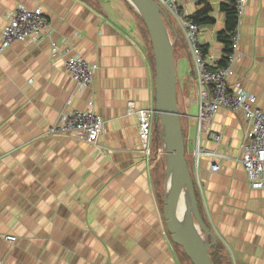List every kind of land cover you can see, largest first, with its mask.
<instances>
[{
	"label": "crops",
	"instance_id": "crops-1",
	"mask_svg": "<svg viewBox=\"0 0 264 264\" xmlns=\"http://www.w3.org/2000/svg\"><path fill=\"white\" fill-rule=\"evenodd\" d=\"M178 1L188 15L197 9L198 0ZM208 1L215 20L200 29V41L218 68L222 0ZM18 5L41 7L50 34L0 50V264H188L166 228L165 187L160 196L152 177L156 160L141 151L135 112L154 108L155 65L138 12L127 0H0V31ZM166 16L203 216L231 264H264V186L252 188L239 161L249 143L246 123L240 112L219 108L200 132L209 154L196 166L199 85L183 32ZM237 28L228 87L255 95L264 111V0H245ZM69 54L96 65L91 84L79 87L65 72ZM90 99L105 122L96 144L46 132L60 113ZM214 161L217 172L209 170ZM9 234L16 239L6 240Z\"/></svg>",
	"mask_w": 264,
	"mask_h": 264
},
{
	"label": "built area",
	"instance_id": "built-area-1",
	"mask_svg": "<svg viewBox=\"0 0 264 264\" xmlns=\"http://www.w3.org/2000/svg\"><path fill=\"white\" fill-rule=\"evenodd\" d=\"M162 8L167 10L177 27L183 32L196 79L198 89V110L196 114L197 137L193 150L196 166L202 154H209L200 147L199 135L208 128L214 114L219 108H227L240 112L247 126L249 143L243 146L240 163L242 164L248 182L252 188L264 186V111L260 109L255 95L240 89H229L228 80L234 72V66L238 57L239 33L236 27L232 37L230 53L225 64L214 68L207 59L203 44L200 41L199 26L186 14L178 0H157ZM245 0H235V8L238 21L244 12ZM165 7V8H164ZM238 26V24H237ZM50 34L47 16L41 7L26 8L16 6L8 15L6 25L0 31V50L8 47L16 41H37ZM54 51L57 46L52 42ZM69 47H64V53L69 52ZM63 69L75 81L77 86H87L92 83L96 71V65L80 54H69L63 61ZM203 86H207V89ZM131 107L128 110L131 111ZM138 133L141 141V151L147 157L150 156V137L152 122L155 117L154 108L137 110ZM105 122L96 112L92 99L86 102V107L71 108L60 113L57 120L49 124L47 133L64 134L87 144H96L104 132ZM211 136L219 141L220 135L211 133ZM163 146L157 153V158L164 155ZM212 155L214 153L210 152ZM220 165L217 161L210 164L209 170L217 172ZM6 240L14 241V235H6Z\"/></svg>",
	"mask_w": 264,
	"mask_h": 264
},
{
	"label": "water",
	"instance_id": "water-1",
	"mask_svg": "<svg viewBox=\"0 0 264 264\" xmlns=\"http://www.w3.org/2000/svg\"><path fill=\"white\" fill-rule=\"evenodd\" d=\"M143 18L150 42L155 65V119L162 123V146L167 166L165 169V196L163 218L171 240L179 245L192 264H211L208 248L215 241L213 231L205 224L199 211L193 179L185 157L186 147L182 132L180 112L176 96V69L171 40L165 21L168 18L157 0H127ZM167 34L170 44L165 39ZM175 165L176 175L168 187L169 169ZM184 188L193 204L192 219L198 231L182 225L177 216L178 204ZM212 237L211 243L204 241Z\"/></svg>",
	"mask_w": 264,
	"mask_h": 264
},
{
	"label": "trees",
	"instance_id": "trees-1",
	"mask_svg": "<svg viewBox=\"0 0 264 264\" xmlns=\"http://www.w3.org/2000/svg\"><path fill=\"white\" fill-rule=\"evenodd\" d=\"M196 6H197V9L192 14H189L188 16L192 18V20L198 24L199 32H200V29L203 26H206L207 24H212L215 19L212 16V6L208 0H198L196 3ZM220 10L224 14V22H225V28L222 31L217 33V39L221 41L224 46L222 59L220 61V66H222L225 64L227 55L231 51L230 49L231 37L238 24V18L236 14L237 12L235 8V0H222V2L220 3ZM138 15L142 21V29L144 33L146 34V36H148L149 38L145 22L139 13ZM203 48L204 50H206V47L204 45H203ZM151 57H152V60L154 61V56L152 52H151ZM182 132H183V129H182ZM150 147H151L152 157L154 161L156 160L153 166V169H152L154 187L156 189V192H158V194L162 196L164 182H165V169L167 166V162L163 155H160L157 158V153L162 147V123L160 119L156 120L155 117L153 119L152 127H151ZM185 157H186V153H185ZM186 160H187L188 167L191 173L190 161L187 157H186ZM194 188H195V193H196V197L198 200V211L203 221L205 222V224L209 227L202 213V209H201V205H200V201L198 197V191L195 187V184H194ZM208 242L211 243V239H209ZM224 248L225 247L218 239H216L214 243L210 245V247L208 248V255H209L210 261L212 260L211 264H231V259L226 253V251L224 250ZM183 254L188 260V264H192L184 252Z\"/></svg>",
	"mask_w": 264,
	"mask_h": 264
},
{
	"label": "bare ground",
	"instance_id": "bare-ground-1",
	"mask_svg": "<svg viewBox=\"0 0 264 264\" xmlns=\"http://www.w3.org/2000/svg\"><path fill=\"white\" fill-rule=\"evenodd\" d=\"M130 1L134 5L138 6L135 0H130ZM165 39H166L167 44L169 45L170 40L166 33H165ZM175 175H176V168H175V165H172V167H170L169 169V174H168V187L171 186L172 180ZM192 212H193V204L191 203L187 189L184 188V190L182 191L180 200H179V204H178V210H177L178 220L182 225L187 226L189 229L198 231V225L194 223L192 216H191Z\"/></svg>",
	"mask_w": 264,
	"mask_h": 264
},
{
	"label": "rangeland",
	"instance_id": "rangeland-1",
	"mask_svg": "<svg viewBox=\"0 0 264 264\" xmlns=\"http://www.w3.org/2000/svg\"><path fill=\"white\" fill-rule=\"evenodd\" d=\"M165 8V7H164ZM166 11V13L169 15V16H171L170 15V13L167 11V10H165ZM166 23H167V21H165ZM163 136V135H162ZM162 141H163V138H162ZM190 148H191V144H190V142L187 140V143H186V152L188 151L189 153H191L190 151ZM188 152H187V154H188ZM164 156V155H163ZM188 156H190L189 154H188ZM164 158L166 159V157L164 156ZM204 239V241H206V243H207V239H206V237H204L203 238Z\"/></svg>",
	"mask_w": 264,
	"mask_h": 264
}]
</instances>
